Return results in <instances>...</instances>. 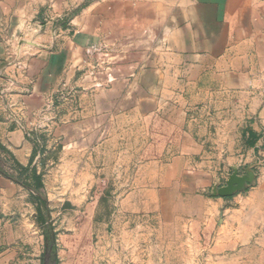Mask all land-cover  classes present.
Returning a JSON list of instances; mask_svg holds the SVG:
<instances>
[{
	"label": "crops",
	"instance_id": "obj_1",
	"mask_svg": "<svg viewBox=\"0 0 264 264\" xmlns=\"http://www.w3.org/2000/svg\"><path fill=\"white\" fill-rule=\"evenodd\" d=\"M93 62L115 69L101 76L111 89L92 87L91 124L163 132L175 150L156 160L160 173L214 164L201 168L205 189L255 167L249 189L207 199L205 215L215 257L264 264V0H0V141L23 166L40 157L31 132L57 92L80 89ZM26 196L0 172V264H15L7 238Z\"/></svg>",
	"mask_w": 264,
	"mask_h": 264
},
{
	"label": "rangeland",
	"instance_id": "obj_2",
	"mask_svg": "<svg viewBox=\"0 0 264 264\" xmlns=\"http://www.w3.org/2000/svg\"><path fill=\"white\" fill-rule=\"evenodd\" d=\"M101 65L93 62L80 89L57 92L51 118L31 132L39 138L35 165L43 186L21 177L27 183H22L26 203L13 216L7 238L15 264H245L215 257V220L205 215V202L221 196L214 194L219 186L203 189L201 170L212 166L216 172L214 164L191 163L187 175L175 163L174 170L160 173L156 160L175 150L161 146L163 132L143 125L93 127L86 112L102 100L92 87L111 89L101 76L111 78L115 69L112 63ZM246 168H239V174ZM182 182L188 185L183 190L191 192L175 193Z\"/></svg>",
	"mask_w": 264,
	"mask_h": 264
},
{
	"label": "trees",
	"instance_id": "obj_3",
	"mask_svg": "<svg viewBox=\"0 0 264 264\" xmlns=\"http://www.w3.org/2000/svg\"><path fill=\"white\" fill-rule=\"evenodd\" d=\"M39 138L33 137V141L35 143V150L34 154H37V147L39 144ZM5 156V157H4ZM3 161L10 164V167L12 169H15L16 173L11 172L6 168ZM0 172L9 176L13 180L27 184L25 181L21 180V177L23 175L26 176V178H30L34 181L36 188H41L43 186L42 177L40 174L37 173L36 165H29V166H23L19 161L15 158V156L1 143L0 141Z\"/></svg>",
	"mask_w": 264,
	"mask_h": 264
},
{
	"label": "water",
	"instance_id": "obj_4",
	"mask_svg": "<svg viewBox=\"0 0 264 264\" xmlns=\"http://www.w3.org/2000/svg\"><path fill=\"white\" fill-rule=\"evenodd\" d=\"M233 172L229 175L226 184L222 187L214 189L215 195L228 197L238 191L245 190L249 184H253L255 180V172L251 168H247L245 174H239V168L233 167Z\"/></svg>",
	"mask_w": 264,
	"mask_h": 264
}]
</instances>
